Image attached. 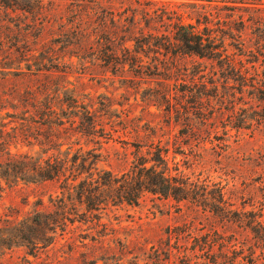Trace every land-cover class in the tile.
Wrapping results in <instances>:
<instances>
[{"label": "trees", "instance_id": "trees-1", "mask_svg": "<svg viewBox=\"0 0 264 264\" xmlns=\"http://www.w3.org/2000/svg\"><path fill=\"white\" fill-rule=\"evenodd\" d=\"M183 1L184 10L156 0H0V154L8 156L0 163V182L55 181L61 189L53 204L56 212L36 211L12 228L0 229L9 249L25 248L34 255L52 246L71 225L100 222L108 206L138 205L151 194L193 204L224 220L235 216L254 240L252 252L247 255L242 248L239 257L249 259V264H264L262 211L236 214L222 188L192 181L175 162L178 153L172 159L161 141L137 147L129 170L118 174L99 170L103 145L111 137L101 122L106 115L92 111L79 92L67 86L70 78L162 80L167 92L163 99L171 112L167 82L188 71L193 84L207 79L200 75L201 63L186 62L197 58L216 63L226 85L237 82L241 93L251 88L264 118V70L248 68L228 53L229 46L241 44L244 23L235 31L220 17L223 12L233 15L237 4L248 3ZM52 82L54 86L64 82L63 87L51 93ZM200 85L204 91L212 90L205 81ZM207 95L196 94L193 103L201 107ZM186 126L195 130L189 122ZM20 139L30 144L36 140L40 151L12 155L10 149ZM222 247L229 249L226 242ZM223 256L221 263L213 259V264H235L239 259L226 251Z\"/></svg>", "mask_w": 264, "mask_h": 264}, {"label": "rangeland", "instance_id": "rangeland-1", "mask_svg": "<svg viewBox=\"0 0 264 264\" xmlns=\"http://www.w3.org/2000/svg\"><path fill=\"white\" fill-rule=\"evenodd\" d=\"M156 1L180 10L186 4L183 0ZM214 1L217 6L248 3L237 4L239 10L233 15L223 12L220 17L231 22L235 31L243 28L239 26L243 21L241 44L229 46L228 53L237 62L262 72L264 5L260 4L264 0ZM213 14L215 17L216 11ZM227 16L233 17L228 20ZM232 42L228 40L227 44ZM186 62L189 66H193L192 62L201 63L200 75L207 79L193 84L188 71L180 79L167 82L171 88V112L163 99L167 92L162 80L70 78L72 85H67L68 89H76L84 105L99 116L106 115L101 122L111 137L103 145L98 169L115 174L129 170L137 147L161 141L171 150L172 159L174 152L178 153L175 162L192 181L222 188L226 202L236 214L262 211L264 222V118L260 117V102L251 88L246 87L241 93L237 82L231 80L226 85L216 63L197 58ZM202 81L212 90L204 91ZM62 83L56 82L59 87H63ZM51 86V93L58 90L53 82ZM60 92L64 94L63 89ZM204 92L210 96L203 97V105L194 104V96ZM188 122L194 125L193 132L188 130ZM20 140L12 145V155L41 149L34 139L32 144ZM141 151L145 153L147 148ZM7 158L6 152L1 153L0 163ZM60 195V183L55 181L13 185L1 181L0 229L12 228L36 211L54 212V200ZM236 220L235 216L231 221L224 220L190 203L145 194L138 205L108 206L100 222L71 225L52 246L34 255L25 248L9 249L8 239L0 238V264H213V259L221 263L225 251L234 258L240 256L242 248L247 255L252 252L251 230ZM225 242L229 252L222 247ZM248 260L239 257L235 264H249Z\"/></svg>", "mask_w": 264, "mask_h": 264}]
</instances>
